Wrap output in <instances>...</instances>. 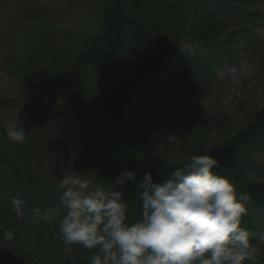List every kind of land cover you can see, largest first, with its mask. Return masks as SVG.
<instances>
[{
    "label": "rangeland",
    "instance_id": "374dc122",
    "mask_svg": "<svg viewBox=\"0 0 264 264\" xmlns=\"http://www.w3.org/2000/svg\"><path fill=\"white\" fill-rule=\"evenodd\" d=\"M124 1L0 0V178L12 181L32 177L54 190L62 171L80 172L79 162L86 156L96 158L95 179L102 178L106 166L102 140L106 147V141L116 144L115 170L119 174L131 170L114 131H121V126L136 119L129 130L137 141H143V149L130 148L132 171L139 173L137 177L151 171L154 180L161 181L163 166L176 169L191 155H209L211 149L248 127L252 117L264 108V21L258 26L260 42L255 48L247 49L234 41L227 48H213L200 42L221 43L237 30L255 27V20H245L239 10V15L218 20L208 17L197 24L200 0ZM118 2V60L112 67V46L109 39H103V31L109 18L106 10L118 7ZM254 2L257 5L251 8L264 10V0H242L241 4ZM44 27L75 33L70 42L61 38L62 45H58L46 37H36L34 32ZM82 47L86 57L78 54ZM184 49L190 53L183 54L182 60L167 63L171 78L166 72L158 78L151 75L171 51H177L175 57L179 58ZM24 52L29 55L27 60H23ZM2 58H16L24 77L10 75ZM100 60L104 63L98 66L96 61ZM96 68L97 73L92 72ZM103 69L117 74L102 79ZM147 78V89L115 112V96L121 92L123 79ZM168 102L170 106L164 108ZM13 126L25 127L27 142L15 143L8 137ZM169 134L176 135L179 143L165 142L162 156H155L158 145ZM93 144L99 146L91 151ZM253 162L257 177L229 160L220 163L222 170H231L230 179L237 191L249 195L247 215L242 218L245 227L253 226L249 218L260 215L257 201L264 200V160L255 157ZM21 187L28 189L25 181ZM139 216L134 213L133 220ZM251 222L259 227L257 223L264 224V215ZM51 225L43 233H32L31 229L9 242L11 245L0 246V264H88L93 250L73 245V251L66 252L59 229H53L58 223ZM257 247L261 250L257 264H264V242Z\"/></svg>",
    "mask_w": 264,
    "mask_h": 264
},
{
    "label": "clouds",
    "instance_id": "9594fccd",
    "mask_svg": "<svg viewBox=\"0 0 264 264\" xmlns=\"http://www.w3.org/2000/svg\"><path fill=\"white\" fill-rule=\"evenodd\" d=\"M7 135L15 143L29 139L25 127L13 126ZM165 142L179 143L169 134L155 156H162ZM218 166L212 155H191L161 181L145 172L136 185L141 213L131 221L122 186L139 173L125 170L112 181L118 187H111L97 182L93 170H63L57 186L60 204L36 207L27 215L33 222L58 221L66 252L73 245L93 250L88 264H257L261 250L242 224L249 195L215 171ZM10 203L23 220L25 201L12 197ZM3 238L11 242L15 232L5 229Z\"/></svg>",
    "mask_w": 264,
    "mask_h": 264
},
{
    "label": "trees",
    "instance_id": "16d2710c",
    "mask_svg": "<svg viewBox=\"0 0 264 264\" xmlns=\"http://www.w3.org/2000/svg\"><path fill=\"white\" fill-rule=\"evenodd\" d=\"M124 4L125 1L121 0ZM0 4V10H1V5ZM118 10H119V2H118V7L116 5L111 7V10L106 12H109L108 16L109 18L107 21L104 23L105 31H103V39H109L110 44L112 46V52H110V57L112 60V63L114 66H117V60H118V54H117V49H118V38H117V33L116 31L119 30L120 28L117 26L118 22ZM112 12V14H110ZM214 20H218L219 16L214 15L212 16ZM116 29V31H115ZM251 35V34H249ZM247 35V36H249ZM84 47V46H83ZM82 47V51H79L78 54H80V57H86L87 52L85 49ZM172 60H182V58H176L175 57V51H171L164 59L162 62H160L157 67L154 69L153 73L154 76L161 77L162 72L167 71V63L171 62ZM98 66H101L102 63H104V60L96 61ZM110 65V64H109ZM108 65V66H109ZM180 66V64L177 66V68ZM98 68L94 69L92 72L97 73ZM91 73V72H90ZM117 74H111L109 71H103L101 72L100 76L101 78H110L113 77ZM166 75L168 77H171L168 75L166 72ZM122 83V88L123 86H127L125 90L121 88V92L115 96V102H114V111L117 112L119 110V105H121L124 102L130 101L132 98L136 97L137 91L140 90V88L144 87V84L146 80H137V79H123ZM95 89H98V86L95 84L94 85ZM108 86L104 87L101 90V94L105 93L104 90H106ZM101 98V96H100ZM118 109V110H117ZM114 120L115 117L112 116ZM63 119L65 121V124H67L68 119L67 117L63 116ZM137 123L136 119L132 120L131 122H128L126 127L121 126V131L120 129H115L114 135L116 134L120 137L121 139V149L125 151V155L127 156V164L130 166V169L134 168V161H133V153L130 152V148H136L139 150L143 149V141H137V139L134 137V134L132 131L129 130V128H132V125H135L134 123ZM94 125V122H93ZM101 131L103 132L104 130L101 128ZM108 135V134H107ZM131 138V140H127ZM64 140H67L65 137L63 138ZM262 141V144L264 145V110L257 113L256 116H253L251 119L250 124L248 127H246L243 131L235 134L232 138L229 140H226L224 143L221 144L219 148H214L209 151V155H212L217 158L219 162V166L214 169L217 171L219 174L222 175V171L227 175V177L231 178V170H222L220 163L222 161L229 160L233 162V159L235 156L239 155L245 163L251 164V167L254 170V173H256L255 168V163L252 162V152L254 151L255 153V148L256 146L260 145ZM109 145V147L104 145V141H101V146L103 147V153L105 157V162L106 166L103 168L102 174L104 176L102 178H96V181L101 180V183L111 186V187H118L114 184H112V181L116 179V177L119 175V173L115 170V162H114V156L116 155V151L114 150V147L116 144L112 143L111 141H106ZM97 146L96 144H93L91 151H93ZM90 151V152H91ZM96 158H91L86 156V158L83 161L79 162V168L80 170H84V168H89V170H94L96 168ZM131 169V170H132ZM173 167H168V166H163L161 168V174H164L167 176L171 171H173ZM245 173L247 172V168H244ZM141 175L139 177H136V180L133 182H126L125 185L122 186V189L126 193V200H127V209H128V216L129 220H133V214H140L141 213V201L139 199V193L140 189L138 191V188L136 189L135 184L139 183V181L142 179ZM23 181H25V187L28 189L25 190L22 186ZM0 186H5L6 188L9 187H17L21 189L22 191H25L28 193L32 200H33V205L32 208L40 207V208H47L50 206H55L59 205V195H55L54 191L48 184H46L44 181H38V180H33L32 177H29L28 179L25 180H18L14 179L12 181L10 180H3L0 179ZM4 190V192L9 191V190ZM2 204L3 201H0ZM30 209V210H31ZM58 223V221H57ZM52 227L51 224H44V223H39V222H33L28 218V215H25V218L23 220H19L17 223V229L21 231L22 233H25L26 231H30L31 229L33 232L39 231L40 233H43L44 229H47V227ZM58 225L53 226L54 230H57ZM264 263V260H263Z\"/></svg>",
    "mask_w": 264,
    "mask_h": 264
}]
</instances>
